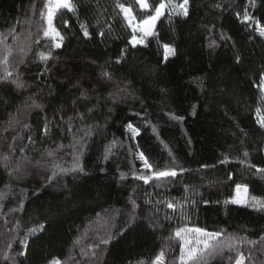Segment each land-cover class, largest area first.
<instances>
[{
	"label": "trees",
	"instance_id": "obj_1",
	"mask_svg": "<svg viewBox=\"0 0 264 264\" xmlns=\"http://www.w3.org/2000/svg\"><path fill=\"white\" fill-rule=\"evenodd\" d=\"M71 3L75 12L54 16L64 37L56 49L44 36L47 0H0V264H152L161 251L166 264H180L185 246L175 232L184 227L236 238L204 264H235L238 251L245 264H264V102L235 42L264 76V0H189L186 17L166 9L158 39L136 47L118 7H133L140 20L135 0ZM246 8L259 25L237 17ZM162 43L177 52L166 63ZM129 123L140 130L135 139ZM138 151L152 171H185L146 184L136 178L151 174ZM77 164L82 172L71 171ZM237 185L250 186L246 204L231 203Z\"/></svg>",
	"mask_w": 264,
	"mask_h": 264
},
{
	"label": "snow or ice",
	"instance_id": "obj_2",
	"mask_svg": "<svg viewBox=\"0 0 264 264\" xmlns=\"http://www.w3.org/2000/svg\"><path fill=\"white\" fill-rule=\"evenodd\" d=\"M248 3L250 6H255V0H248ZM135 4L139 6L140 9L145 10L144 15L141 17L139 22H137V18L135 14L133 13V7L131 6H125L123 4H119L118 7L120 8L121 12L124 14L125 20L128 22V26L132 29V36L129 43L132 45V47H136L137 45L144 44V46H147L145 44V40L149 37H152L154 39H158V33L156 32V23L157 21L164 16L165 9L167 8L170 12L176 14V15H188V4L189 0H182V3H176V0H161V2L158 3V6L150 5L147 0H135ZM47 21H48V28L44 31L45 37H51L54 41H56L52 47L59 49L62 47V42L64 40L63 35L54 27L53 25V18L56 15V13L60 9H68L70 11L75 12V5L71 3V0H47ZM237 17L241 20V22L247 24L248 22H254L257 25L260 24L258 20H255V18L249 14L247 8L244 10L243 14L237 13ZM66 23V22H65ZM82 28H84L83 35L85 37H89L90 33L87 31L86 26L81 25ZM100 36H103L104 33L100 32ZM259 35L264 37V26L259 27ZM139 36V38H138ZM221 39H231V37H225V34L220 33ZM210 47L215 46L214 42L209 45ZM161 47L163 48V62H167L170 57H175L177 52L176 48L168 43H162ZM10 51V50H9ZM125 51H121V55L116 59L115 63L119 64L124 60ZM51 58V52L48 54L41 53L40 59L42 61H48ZM237 63H239V58L237 57L236 60ZM4 64H7V60L5 59L3 61ZM8 75H11V73H7ZM100 76L102 79L105 80H111L112 74L108 72L107 70L102 69L100 72ZM15 82V81H14ZM17 83L18 87H23L24 85L19 82ZM260 89V96L262 102H264V76L261 77L259 85ZM83 95V94H82ZM87 99V97H85ZM260 108H257V113L260 112ZM192 115H195V106H193V112ZM169 119L182 122L184 120V117L182 115H176L175 113L169 114ZM257 122L259 123L261 128H264V119H261L259 116L257 117ZM127 128L132 132L133 139L137 135L140 134V130L138 128H135L131 123L127 125ZM153 132H156V127L152 126ZM47 132V129L45 128V133ZM115 145V141H113V144L109 146V150L112 146ZM137 149H139V145L137 144L135 146ZM51 155V153H49ZM243 155L247 157L249 154L247 152H244ZM5 160L7 157L4 158ZM105 159H107V156H105ZM138 159H140L143 162V166L145 169L149 170L151 172L148 176H138L137 179H141L144 181V183H149L150 180L156 179V180H166L168 178L175 179L178 175L182 174L184 169H180L178 172L175 169H165V170H156L152 171V164L149 163L148 157L145 156L143 151H138ZM221 163L227 162L226 160L220 161ZM56 169L59 170V172H67L69 169L62 168L59 164H57ZM203 167H208V165H203ZM252 167H255L254 165ZM77 168L82 172L83 168L80 167L78 164L74 165L71 171H76ZM258 172L264 173V168L257 169ZM57 175L56 171H53L52 177H55ZM123 177V174H121ZM229 179H231V175H229ZM243 190L245 193L248 192L247 186H243ZM241 191V185L236 186V192L239 196V193ZM251 199L254 202H261L260 197L252 196ZM231 203L233 204H239L242 203L240 199H233L231 200ZM167 207L170 209H175L176 205H174L171 202L167 203ZM45 229L44 224H40L36 228H31L28 230L29 235H35L36 233L43 231ZM188 233H196L203 237V239H195L190 240L187 238ZM222 235L220 232L215 233H209L205 231L204 229L200 228H192L189 229L187 227L179 228L175 232V236L183 241L185 247L181 248V255L179 257L180 264H204L205 257L209 255H216L222 252L225 248H228L231 250L233 247H235L236 244V238L230 237L228 242H219V237ZM28 236H25L24 241H22L24 248L27 249L28 247ZM107 243V241H105ZM20 255H26V252H21ZM164 252L161 251L158 256L155 258L154 261H152V264H163V258H164ZM5 260L8 259V257H4ZM247 258L245 257L243 252H237V257L235 259V264H245V260ZM49 264H61L60 260L58 258H53L49 261ZM143 264V262H141Z\"/></svg>",
	"mask_w": 264,
	"mask_h": 264
},
{
	"label": "rangeland",
	"instance_id": "obj_3",
	"mask_svg": "<svg viewBox=\"0 0 264 264\" xmlns=\"http://www.w3.org/2000/svg\"><path fill=\"white\" fill-rule=\"evenodd\" d=\"M166 9H165V12H166ZM141 10H143V9H141ZM143 11H145V10H143ZM158 21H157V23H158ZM53 22H54V18H53ZM137 22H139L138 19H137ZM138 38H139V36H138ZM145 42H146V40H145ZM235 42H236V44H237L242 56L244 57L245 61L247 62L248 66L250 67V69L254 73V75H255V77L257 79V82L259 84L260 79L262 77V74L260 72L259 67L256 65V63L252 59V57L249 54L244 42L242 41V39L239 38V37H235ZM247 188H248V192L245 193L244 190H243V186H241V191L239 193V196L237 195V192H236V195H235V197L233 199H237V198L240 199L242 201V203H239V204H246L247 202H249V189H250V186L247 185ZM187 238L190 239V240L203 239L202 236H200L199 234H196V233H188L187 234ZM132 264H141V263H132ZM143 264H147V263L143 262ZM163 264H166L165 257L163 258Z\"/></svg>",
	"mask_w": 264,
	"mask_h": 264
}]
</instances>
